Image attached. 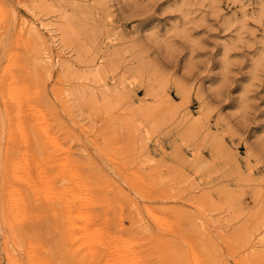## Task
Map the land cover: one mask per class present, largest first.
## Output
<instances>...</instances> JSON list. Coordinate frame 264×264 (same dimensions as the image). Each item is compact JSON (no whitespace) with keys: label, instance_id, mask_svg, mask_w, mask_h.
Returning <instances> with one entry per match:
<instances>
[{"label":"rangeland","instance_id":"obj_1","mask_svg":"<svg viewBox=\"0 0 264 264\" xmlns=\"http://www.w3.org/2000/svg\"><path fill=\"white\" fill-rule=\"evenodd\" d=\"M25 14L46 24L61 67L47 60L40 69L34 44L19 42ZM11 54L17 62L6 71ZM15 74L32 76L38 95L22 108L42 104L56 146L34 138L11 166L7 152L21 153L6 150L0 101V191L15 169L49 175L69 193L82 188L81 175L130 199L119 202L125 229L160 232L188 262L195 235L210 264H264V0H0V95ZM23 185L18 248L29 264L31 234L39 231L46 255L52 220ZM1 204L0 264H9ZM147 207L163 211L162 227L147 225Z\"/></svg>","mask_w":264,"mask_h":264},{"label":"bare ground","instance_id":"obj_2","mask_svg":"<svg viewBox=\"0 0 264 264\" xmlns=\"http://www.w3.org/2000/svg\"><path fill=\"white\" fill-rule=\"evenodd\" d=\"M18 35L20 43L23 42L27 46L34 44L35 52H38L40 69L42 66L46 67L47 60L50 61V68H59L64 64L63 61H60V54L54 48L55 44L46 24L39 18H29L26 14L23 15L20 19ZM15 59L12 54L8 57L6 71L14 66L17 62ZM19 70L24 74L22 66ZM40 72L36 70V76H39ZM98 73L99 71L94 72L97 76ZM30 76L27 75L25 79L21 80L18 75H13L11 86L7 88L6 93H3V89L0 95L2 109L7 114L9 128H11L6 150L13 149L16 153H21L10 155L7 152L6 158L11 166H16L20 162L19 158L22 157V154L29 153L27 147L33 146L34 138L42 143L44 149L48 145L56 146L53 131L48 129V118L42 104L36 100H30L29 107L22 108L28 99L36 98L38 95L37 89H31L30 81H28L32 78ZM8 99L11 102L6 105ZM36 156L37 154L34 156V160ZM43 159L52 161V157H43ZM14 172L15 175L11 174L13 177L10 189L7 192L6 189L3 192L0 191V204L2 202V211L5 216L3 217L4 222H2L4 252L9 264H22L18 247L21 244L20 237L25 229L23 221L28 215L23 183L34 186L36 192L29 194L28 198L42 204L41 208L44 212L49 213L52 220L53 236L46 255L43 253L47 248L38 239L39 231L31 234L32 242L29 253L26 254L29 264H210L200 258V250L196 248L199 247V243L193 239L195 235L190 239L194 242L193 245L189 246L188 240L186 242L191 249V261L188 262L181 245L176 241L161 237L160 232L156 234L152 233V230L143 229L147 232L141 235L140 231L125 229L120 218L121 214L118 212L121 205L119 202L123 197H121V192L116 189L109 194L108 188L102 190L89 182L88 177H86L88 181H85L84 177L80 175L78 177L82 179V184H80L82 188L77 191L71 189L72 192L69 193L68 189H57L52 181H48L49 175L40 174L38 179L30 176L22 178L21 175L16 174L18 172L16 169ZM62 195L65 196L64 199ZM123 200L129 201L130 199L124 198ZM146 210L147 212H144L148 219L147 225L156 223L159 228L162 227L161 219L165 218L163 211L151 207H147ZM38 213L39 209L36 211V207H32L31 216L36 217ZM172 214L177 219L182 217L180 211H173ZM15 225L20 226L18 228ZM29 225L31 224L29 223ZM177 226L178 224L176 228ZM187 233L191 234L192 232L187 230ZM8 236L13 238L12 248L6 241ZM206 243L204 241V244ZM22 249L25 252V249ZM238 264L245 263L238 261Z\"/></svg>","mask_w":264,"mask_h":264}]
</instances>
